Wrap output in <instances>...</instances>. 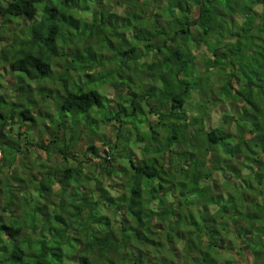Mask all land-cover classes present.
Listing matches in <instances>:
<instances>
[{"label":"trees","instance_id":"obj_1","mask_svg":"<svg viewBox=\"0 0 264 264\" xmlns=\"http://www.w3.org/2000/svg\"><path fill=\"white\" fill-rule=\"evenodd\" d=\"M0 152V264H264V0H0Z\"/></svg>","mask_w":264,"mask_h":264},{"label":"rangeland","instance_id":"obj_2","mask_svg":"<svg viewBox=\"0 0 264 264\" xmlns=\"http://www.w3.org/2000/svg\"><path fill=\"white\" fill-rule=\"evenodd\" d=\"M116 11H117V12H120V11H121V8H120V7H117V8H116ZM106 93H108L109 97H111V98L114 96V91H112V90H107ZM195 101H196V98H194L193 103H194ZM44 106H46V104H45ZM103 108H104V106H103ZM91 113H92V112L81 114V116H80V120H82V122H85V124H88V123H86V120H87V119L95 121V116L92 115ZM219 118H220V114L214 112V113L212 114L211 118L209 119L210 124H211V125H215V124L219 123V122H220V121H219ZM89 123H90V122H89ZM29 124H30V122H29ZM93 124H94V123H93ZM218 125H219V124H218ZM218 125H216V126H218ZM96 127H97V126L95 125V128H96ZM39 130H40V129H39ZM29 131H30V130H29ZM104 132L106 133V129H105ZM30 133H32V129H31ZM37 134H38V133L35 132V136H37ZM102 134H103V133L100 132L99 129H98V127H97L96 132H95V137H96V141H95V143H96L98 146H100L99 143H100V141H101L100 138L102 137ZM100 135H101V136H100ZM80 142H81V144H84V141H83V142L80 141ZM98 146H97V147H98ZM215 177H217V176H215ZM217 178H218V177H217ZM218 182L221 183L220 180H219ZM28 194H32V190H29V193H28ZM226 254H227L228 257L230 256V258H231V253L227 252ZM235 264H238V263H235Z\"/></svg>","mask_w":264,"mask_h":264},{"label":"clouds","instance_id":"obj_3","mask_svg":"<svg viewBox=\"0 0 264 264\" xmlns=\"http://www.w3.org/2000/svg\"><path fill=\"white\" fill-rule=\"evenodd\" d=\"M59 70H60V69L57 67L56 70H55V72H58ZM112 98H113V97H112ZM86 130H87V129H86ZM35 132L38 133V131H35ZM87 132H88V130H87ZM88 134L91 135V133H89V132H88ZM94 138L96 139L95 135H94ZM82 142H83V141H82ZM96 145H97V144H96ZM99 145H100V146L97 145L98 148H99V149H102V143H101V141H100ZM104 148H105V146H104ZM1 156H2V155H1V152H0V159H1Z\"/></svg>","mask_w":264,"mask_h":264}]
</instances>
